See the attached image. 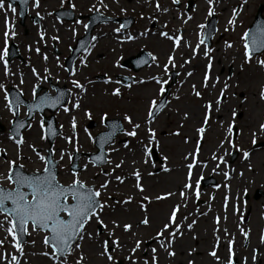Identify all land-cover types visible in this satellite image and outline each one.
Masks as SVG:
<instances>
[{"label": "rangeland", "instance_id": "374dc122", "mask_svg": "<svg viewBox=\"0 0 264 264\" xmlns=\"http://www.w3.org/2000/svg\"><path fill=\"white\" fill-rule=\"evenodd\" d=\"M72 1L75 2L78 8L77 12L81 11V13H89L93 10L92 5H96L95 0ZM105 1L111 12L120 15L136 12L131 16L137 20L136 24L139 23L140 19V24L138 27L136 25L135 28H132L131 31L125 32L124 35L110 34L111 30L119 28V24L115 22L99 25L94 32L96 37L94 43L95 54H91L92 58H88L86 64V61H84L83 65L80 63L81 60L79 61L78 67L74 70L75 75L66 73L62 66L63 57L69 51L68 48L72 43V37L74 35L77 36L83 30L86 18L75 20L72 24L67 23L65 24L67 27H60L54 17L48 12L44 14V17H40V23L37 27L31 29L29 34L25 35L20 25L15 23L17 15L15 16L13 12L6 9H0V50H3L5 45V38L2 37V33H5L8 29L4 28L2 23L7 18L11 21V30L15 32V36L12 37L10 35L11 38L9 37L8 40H12L18 47L22 56L20 60L24 61L23 57L26 59L25 64L20 62V66L17 67L16 72H13V67L15 66L14 62L18 61L13 59L11 61L12 65H9V76L13 77L15 84L22 87L24 95L31 97L33 86L36 83H43L44 88L52 91L47 79H50L53 85H66L70 91L71 102L67 104L70 112L66 114L60 110L55 113L57 125L61 124V128L59 138L54 145V151L55 159L58 161V180L63 184L70 183L73 178L72 173L69 171L70 160L68 157L71 155V152L78 150L86 154L94 150L92 140L89 139V133H93V129H97L96 132L102 129V125L98 122L99 116L107 114V117H118L125 122L123 117L128 115L132 119V122L142 119L145 121L150 100L155 97L159 89V84L153 78L155 77L161 81L167 79L164 65L168 64L167 56L172 54V49L165 46V41L168 39L161 36L160 33L165 32L169 36L184 35L189 41L199 40L198 30L200 28L198 25L203 24L205 18L208 17L209 4L204 0H192L194 3L193 7L188 11H186L188 0H179L177 4L169 0H161L160 2L164 4V9H167L164 13H161L156 7L154 8V2L150 0ZM59 4L60 0H46L44 4L42 3V8L37 11L45 13L54 9ZM259 4H264V0H235L227 4H221L220 1L213 0L212 7L214 13L217 15V24L216 33L209 48L211 51L205 56L204 44L197 51L196 55V51L194 52L192 49L187 50L186 47L179 50V53L176 54V58L173 60L174 66L170 64L168 68V71L172 68H177V70L179 68L178 80L171 90L169 103L160 117L154 124L148 125V128H146L147 123H145V130H136V136L128 138L129 145L127 148L122 146L121 142L108 147L109 155L107 161L110 160V164L106 162L104 166L97 168L89 163L85 156L82 157L80 163L83 169L78 176L83 182L87 185H95L97 188L106 180L109 182L107 188L103 189L101 194L102 203L109 205L102 213L104 222L109 225V229H111V222L113 220L121 225L124 223L132 224L130 233H124L122 227L115 229L116 236L120 237L123 248L112 254L121 264H130L129 260L125 259V257L129 256L130 249L134 247V241L137 239L143 241L141 244L142 252L140 255L137 251L132 256V259L140 264H144L146 260L148 263H151L152 256L150 255H153L151 251L153 248L157 249L155 255L159 264H175L179 254L182 255L180 264H188L189 260H192L194 264H227L229 255L227 239L233 241V252L236 254L237 249L242 247L240 239H243L244 236L241 229L248 233L250 241L254 237V245L250 246L249 243L250 248L247 253L241 254L239 257H241L242 262L248 260L250 264L251 262L256 264L252 256L253 250L261 248V245L256 242L255 238L258 241V232L262 225L258 217L255 220L251 215L255 220L254 222L252 219L249 220V214L246 216L247 210L250 213L254 208V202L250 200L245 204V202H241V198L244 192L250 195L255 188H260L264 191V148H259L256 151H252L250 148L253 141V133L256 134V142L264 140V132L259 129V124L264 123V101L260 100V89L264 87V74L260 72L261 67L257 64V60H264V54L255 55L249 63H245L239 34L242 27L246 31L248 23L253 20ZM233 10L236 11L237 18H235L233 25H229L228 21L232 17ZM137 13H140L141 16ZM146 14H150L151 17L148 19L145 17ZM115 17H118V15ZM13 19L15 21L14 27L12 25ZM153 19L163 26L149 29L148 25ZM76 21H80V23H76ZM180 21L185 23L183 25L180 24L181 26L178 27ZM57 29L60 32H57ZM73 29H75V32H73ZM105 31L108 32L107 35H104ZM41 35H45L43 39H39ZM54 36L57 39H52ZM120 36H132L133 39L128 44H115L112 37L119 38ZM234 40L235 44L232 45L231 43ZM53 44L57 47L60 52L59 54L49 52L53 48ZM228 44L232 46L227 47L226 45ZM141 48L146 49L148 52L150 50L153 51L158 56V61L153 56L156 58L154 61L157 62L143 68L137 73L136 84L127 90H123V93L119 96L113 95L110 89L117 86L114 83V74L129 73L128 70L119 66L121 62L119 60L120 56L122 55L121 59L123 60L124 57L128 56L127 53L136 54ZM37 49H39V52L36 51ZM96 54L100 55V57L96 58ZM43 55L47 56V60H44L45 56ZM193 56H195V61L198 64L202 62L197 68L193 67L191 63L189 65L184 64L187 58H192ZM211 56H214V64L212 66L214 65L215 67V76L208 80L207 87H205L201 71L205 63H211L208 59ZM252 61L254 64H251ZM229 66L233 69L230 77L227 75V68ZM33 68L36 69L41 77L39 81L32 75L31 70ZM45 68L48 69L47 73L44 71ZM221 69H223L222 73L220 72ZM185 70L193 72L186 78V85L184 82ZM253 71L260 75L255 77L256 74ZM95 72L107 73L111 78V82H91L86 75ZM4 73L5 68L3 63L0 62V81L5 79ZM45 76L48 77L46 80L43 79ZM139 77L144 78L146 83L141 81ZM21 79H23V84L20 83ZM73 79L84 84V91L73 87ZM225 83L228 84V89L225 91L224 96L220 97L221 99L223 98V103L219 106V110H217L215 101L220 96V91L224 88ZM196 91L200 92L201 95L199 97L195 95ZM2 98L3 95L0 93V99ZM77 100L80 107L74 109L72 108V104L76 103ZM206 104L212 105L209 113L212 117L205 126L203 148L207 145L212 146L208 151L212 148L216 149L217 157L234 150H238L239 156L230 169L227 170L230 175L228 179L223 175V172L227 169L225 168L226 165L224 164L220 167V173L216 175L218 187L214 196L219 199L218 203L212 206L213 210L202 207L204 211H207V214L197 217L198 214L187 215L186 198L181 199L180 195L181 189H183V193H185L183 197L189 195L191 198L188 200L194 203L195 193L185 192L184 188H182L183 176L177 182L172 180L174 179L175 166L179 163L184 164L188 162L185 158L183 161L182 155L185 150H189L190 152L194 146V140L196 139L195 131L203 124L202 115ZM253 106H255V109H253ZM194 107L196 109L193 113L197 115L196 121L192 122L189 121L192 118V111L190 113L189 109ZM220 110H222L221 115H217ZM233 110L237 113L235 118L231 115ZM85 112L90 113L91 118L96 121V126L89 132L84 130L85 123L89 119L85 116ZM185 114H187V118ZM11 116L2 100L0 104V121L4 120L1 122L2 125ZM216 116H220V118L218 119ZM73 117H75L77 125L75 135L71 133ZM249 117L251 120H249ZM252 117H254V120ZM233 119L235 120V128L237 129L236 139L233 141L235 147L226 142L229 135L227 125L233 122ZM35 120H39V115H35ZM124 127L125 132L130 129L132 130V127L128 124L124 125ZM33 128L35 129L32 130ZM149 129L155 133V141L151 146H154L159 156L163 158L164 164L162 165L157 162L153 163L148 156L146 167L141 162L142 153L139 151V148L142 143H140V140L144 137L149 138ZM22 133L24 145L20 149L7 141L9 137L7 125L5 126V130L0 132V153L4 152L5 154L4 158L0 154V174H6L8 160L18 159V153L19 157L25 155L26 160L29 159L28 165H26L27 169L35 171L43 168L44 162L40 161L32 150L34 147L35 149H40L41 155L45 153L47 143L45 139H41L43 135L42 129L32 123L31 127ZM174 133H179V135H175ZM62 135H65L64 138ZM67 138H71L72 143H69ZM221 141H225L222 147ZM146 145H148V142ZM148 146L151 147L150 145ZM113 148L117 149V152H112L111 157L110 151ZM244 151L249 152L247 159H243ZM61 152L65 153L62 160L60 159ZM121 161H123L121 167L115 168V165ZM213 164L218 165L220 163L214 161ZM165 167H169L170 171L164 173L163 168ZM155 169L159 171H155ZM142 170L145 175L141 173ZM109 172L112 174L111 176L105 175V173ZM134 172L140 173V185L143 191H140L136 187L137 180L133 174ZM130 175L134 177H128ZM116 176H120L122 179L126 176L127 179L121 183L115 179ZM2 183L7 185L6 181ZM233 189L234 193L232 192ZM169 193L171 195H168ZM158 194H164L167 197L158 200L156 199ZM110 197H114L116 200L114 201V198ZM144 197H148V200H145ZM226 197L227 201L223 204ZM129 198H131L130 201L125 203ZM204 198L208 200L210 196L206 194ZM243 199L246 200L245 196ZM183 203H185L184 206ZM260 203L264 204V197L257 202V214L260 211L262 212ZM174 207L179 208L175 223L181 226L180 231L182 234L177 236L169 249L174 251L175 255L169 257L159 244L156 245V239H159V237H156V233L162 229L164 223L168 222V217ZM214 207L217 209H214ZM160 209H162L163 217H154L155 212ZM145 217H148L150 221L147 226L139 223ZM215 217L219 218V223L216 222ZM2 220L3 217L0 216V221ZM193 220L196 223L189 230L187 225L192 223ZM226 222H233L231 226V229L234 231L232 237L229 234L228 236L225 234L224 223ZM98 228V225L94 221L90 222L87 226V230L90 232L98 231L100 233L99 239L101 240L107 236L108 230L100 228L99 231ZM43 235V233H33L28 236L27 241L22 244L23 255L19 254L21 264H53L49 258L41 255L44 251L50 252L49 249L43 246ZM0 240L4 241L3 246L0 247V253L6 254L8 261H10L11 256L18 253H16L12 246L11 238L7 236L6 231L2 228H0ZM33 241H35L34 244ZM214 249L219 260L210 255ZM257 254L259 258L257 264H264V254L260 257L259 252ZM81 256L84 257L83 264H109L106 258L100 255V249L95 239L89 240L85 238L82 241V249L75 250L71 255L66 257V264H76V261ZM8 261H0V264H8Z\"/></svg>", "mask_w": 264, "mask_h": 264}, {"label": "snow or ice", "instance_id": "6c2138e0", "mask_svg": "<svg viewBox=\"0 0 264 264\" xmlns=\"http://www.w3.org/2000/svg\"><path fill=\"white\" fill-rule=\"evenodd\" d=\"M28 0H21L22 4H26ZM64 0H61V3L63 4ZM179 0H173V3H178ZM209 4L208 8V16H212L214 14V10L212 7L213 0H207ZM3 0H0V8H3ZM34 6H38V0L37 3ZM74 7V5H73ZM9 8L13 12L16 11L15 8H12L11 5H9ZM157 9L159 10V4H157ZM164 11H167V9H164ZM237 13L235 10H233L232 18L229 19L228 23L229 25H233L235 23V17ZM191 19V17H189ZM8 20L5 19V26L6 30L4 33L5 36V47L3 50H0V62H4L5 66V75H9L8 67H7V60L6 57L8 55V44L7 40L9 36L12 37L15 36V32L12 31L10 28H8ZM76 23H80V21H76ZM85 29L88 28V25H84ZM121 28L124 26L121 25ZM199 28L203 29L205 25L200 24L198 25ZM227 30V29H226ZM116 32L120 31V28L115 29ZM73 32H75V29H73ZM161 36L166 37L169 40H173L174 45H179L181 41L180 36H169L165 32L160 33ZM43 39V36L41 37ZM52 39H57V37H52ZM93 40L96 39V37H92ZM126 39L131 40L133 39L132 36L126 37ZM241 40L243 41V47H244V62L249 63L252 60V54L260 52L261 54H264V52H261V50H264V26L258 27L255 32L249 33L248 31H245L243 35L241 36ZM204 39H201L199 41V44L197 47H199L201 44H204ZM227 47H231L230 44L226 45ZM87 51V49H85ZM39 52V49L36 50ZM195 52V49H193ZM211 51V49L207 48L205 46V56L208 55V53ZM45 60H47V56L44 57ZM153 60H155V57H152ZM80 63L83 65L84 60L81 59ZM187 63V61L185 62ZM173 65V57H168V64L164 65L165 72L168 71L169 65ZM257 64L264 68V60H257ZM86 66V65H85ZM211 65L209 64V68ZM46 73L48 72V69L45 68L44 70ZM70 74L75 75V72H71ZM32 75L37 78L39 81L41 79L40 75L37 73L36 69H32ZM188 75H191V73H188ZM48 77L45 76L43 79H47ZM156 80V83L160 85L159 93L162 95L165 92L164 85L167 84V81H161L159 79L153 78ZM209 80L208 72H205L204 75V81H205V87H207V82ZM107 82V81H106ZM21 84H23V79L20 81ZM73 87L80 89L81 91H84V87L82 84H80L77 80H72ZM38 85L33 86V103L26 105L27 111L25 113L26 116H32L34 111L42 110L44 107H56L57 104L61 103V100L63 98V94H59L55 97L51 96H36V88ZM228 88V84L225 83L224 88L220 91V96L217 97L215 101V105L217 110H219V106L223 103L222 99L220 97H223L225 94V91ZM0 91H4V100L6 102V107L8 111L16 117L19 114L20 106L23 103V101L20 99V97L23 95L22 92L18 93L17 97L13 98L12 100L9 99V93L5 91L4 85L0 84ZM113 95L119 96L120 92L118 89L114 90ZM195 95L199 97L201 94L200 92L196 91ZM260 100L264 101V87H261L260 89ZM80 104L77 100L76 103L72 104V108H79ZM158 107H163V102L161 101L159 104L156 100H152L149 105L148 109V123H151V120L154 116L155 110H157ZM205 114L203 117V125L196 129L197 133L200 135L201 139H203V134L206 131V125L209 122V112L212 108L211 104H206L205 106ZM64 112H69V107H64ZM232 117L235 118L237 116V113L235 110L231 113ZM85 116H87L89 119L91 118L90 113L85 112ZM185 117L187 118V114H185ZM125 121L128 122V124L132 125V130L124 132V135L134 137L136 136V129L140 127L139 124H133L132 119L125 115L123 117ZM107 121V114L101 117V123H106ZM76 119L73 117L72 119V129H73V135H75V129H76ZM24 127V124L22 122L18 123L16 125V128L14 129V132ZM30 127V125H29ZM235 127V120L233 119V122L229 123L227 125V132H228V138L226 142L233 147L235 145L233 144L231 137V134L233 133ZM44 125L41 123V129L43 130ZM49 130H51V125L48 126ZM112 131H109L101 136V147H103L104 144H107L113 137L116 131H123V129H120L119 126L116 123H113L111 125ZM260 131L264 132V123L259 124ZM149 138H148V145L154 144L155 141V133L149 129ZM175 135H179V133H174ZM253 135V144L256 143L255 140V133ZM12 136H9V139H12ZM41 139H44V136H41ZM69 143H72L71 138H67ZM89 139H92L91 135L89 136ZM15 144L17 145V148L23 143V139H16ZM199 144V141H197ZM225 141H221V146ZM148 145H145L143 148V153L145 156H148L150 158L151 156V149ZM31 147V146H30ZM125 148L128 147L127 144L124 145ZM33 152L36 154L37 158L44 162L43 168L38 169L35 172L26 173L24 171V164L20 163L17 164L15 160L8 161V167L6 174H0V216L3 217V220L0 221V228L4 229L6 231L7 236L11 238L12 246L15 249L16 253H19L20 255H23V247L22 244L26 241H22L21 237L29 236L33 233H43V239L42 243L43 246L46 249H50L49 251H44L41 253L42 256L49 258L53 264H66V257L71 255V253L75 250H81L82 249V241H84L85 238L89 240L95 239L98 243L99 249H100V255L105 257L106 260L109 262V264H120L118 260H116L112 253L116 252L117 250H120L123 248V245L121 244L120 237L116 236L115 229L121 228L123 229L124 233H130L132 230V224L131 223H124L120 224L117 221L113 220L111 222V229H109V225L104 222V219L102 217L103 210L109 205L107 203H102L100 200L102 190L106 189L108 186V181L106 180L104 183H102L99 188L90 187L85 182H83L77 173L74 171L72 172V180L70 183L62 184L57 179V173L55 171V167L58 162H56L53 159H49L45 155H41L40 152H38L34 147L32 148ZM117 149L113 148L112 151H116ZM51 151V150H50ZM65 153H60V159L62 160L64 158ZM243 156L245 159L249 157V152L244 151ZM17 158L19 159V153L17 154ZM69 160H72V156L69 155ZM167 159V157H165ZM187 159V157H186ZM212 159L220 160L221 163H223V157H217L215 154H213ZM96 162H103L102 156L95 157ZM107 163H111L110 160L107 161ZM196 163L195 156H193V163L188 164L189 174L188 179H191V169L193 168L194 164ZM123 164V161H121L119 164L115 165V168H120ZM219 167V165H217ZM165 172L168 171V168L163 169ZM137 180L136 187L143 191L142 186L140 185V173L134 172L133 173ZM151 174V173H150ZM107 176H111L112 174L105 173ZM224 177L226 179L229 178V173L224 172ZM115 179L117 181H120L123 183V179L120 176H116ZM3 181L7 182V187L4 186L2 183ZM200 180L198 179L196 181V185L199 186ZM191 184L186 183L184 185V188H190ZM168 195H171L169 193ZM181 197L185 195V193H180ZM199 196V193L197 192V198ZM164 197H156V199H163ZM131 198H129L128 201H125V203L129 202ZM145 200H148V197H144ZM227 201V197L225 198ZM143 207V205H141ZM179 208L174 207L171 211L170 216L168 217V222L164 223L163 228L156 233V237H159L161 239L157 240L156 242L160 245L161 248H163L167 255L169 257H172L175 255L174 251L169 250L174 243L175 239L178 235H181V226L179 224L175 223L177 212ZM187 219V217H185ZM94 221L99 227L107 229V237L103 240L99 239L100 233L98 231L90 232L87 230V226L90 224V222ZM217 223H219V218H217ZM140 224L148 225L150 223L149 218L145 217L141 221H139ZM195 220L192 221V223L188 224V229H192L193 225L195 224ZM7 225V227H5ZM171 229V230H170ZM165 232H167V236H165ZM241 232L245 239L248 237V233L244 232L243 229H241ZM227 234V233H226ZM195 238V237H193ZM261 243H264V235H261ZM35 241H33V244ZM143 243L142 240L137 239L134 241V247L130 249L129 256L125 257V259H128L130 264H137L136 260L132 259V256L141 248V244ZM4 244L3 240H0V247H2ZM233 241L228 242V260L227 264H233ZM152 257H151V264H159L157 256L155 255L157 252L156 248H153L152 250ZM191 255V253H189ZM213 257H215L217 260H219V257L216 256L215 249L210 253ZM65 258V259H62ZM253 261H255V250H253ZM0 261H8V257L6 254L0 253ZM84 257L81 256L77 261L76 264H83ZM8 264H21L19 258L17 255H12L11 260L8 261ZM144 264H148V261L146 260ZM188 264H194L192 260L188 261Z\"/></svg>", "mask_w": 264, "mask_h": 264}, {"label": "bare ground", "instance_id": "6f19581e", "mask_svg": "<svg viewBox=\"0 0 264 264\" xmlns=\"http://www.w3.org/2000/svg\"><path fill=\"white\" fill-rule=\"evenodd\" d=\"M198 1V0H197ZM204 1H207V0H204ZM220 1V3L221 4H227V3H229L230 1H235V0H219ZM163 6H164V4L163 3H161L160 4V7L161 8H163ZM179 24H181V25H183L184 24V22L182 23V22H180ZM233 43H234V41H233ZM199 43L198 42H196V41H191V42H188L185 38H181V41H180V43H179V45L177 46V45H174V43H173V40H166L165 41V46L166 47H171L174 51H176V50H178V49H180V48H182V46L183 45H185V46H187V47H189V48H193V49H196V50H199V49H201V45L199 46V47H197V45H198ZM188 64V62L187 63H185V65H187ZM197 64H195V66H196ZM194 66V67H195ZM211 72H212V74H213V70L211 69ZM255 71H253V73H254ZM255 74H256V76L255 77H258V75H260L259 73H256L255 72ZM184 75H185V79L188 77V73H187V71H185L184 72ZM196 109V107H194V108H192V109H189L190 110V113H191V111H192V118H190V120L189 121H192V122H195L196 121V113H193V111ZM253 109H255V106H253ZM252 114H253V111H252ZM252 119L254 120V117H252ZM249 120H251V118L249 117ZM188 152V151H187ZM144 157H145V155H144ZM143 161L145 162V159H143ZM181 174H182V170H181V168H178V170H175L174 171V173H173V175H174V177L176 178V181L178 180V178H180L181 177ZM155 215H157V216H155ZM155 215H154V217H163L162 216V210H159V211H157V212H155ZM254 218H255V220L257 219V213H253V215H252ZM253 217H251V219L255 222V220H254V218ZM251 240H252V242H254V237L253 238H251ZM181 257H182V255L181 254H179L178 255V260L177 261H175V264H180V260H181Z\"/></svg>", "mask_w": 264, "mask_h": 264}, {"label": "water", "instance_id": "95a60500", "mask_svg": "<svg viewBox=\"0 0 264 264\" xmlns=\"http://www.w3.org/2000/svg\"><path fill=\"white\" fill-rule=\"evenodd\" d=\"M261 11H262V6H260L258 13L256 15V19H255V23H260L261 27L264 26V19L261 17ZM142 57L144 58V53H141ZM132 59H128L127 61H125V64H127L128 62H131Z\"/></svg>", "mask_w": 264, "mask_h": 264}, {"label": "flooded vegetation", "instance_id": "af4514ba", "mask_svg": "<svg viewBox=\"0 0 264 264\" xmlns=\"http://www.w3.org/2000/svg\"><path fill=\"white\" fill-rule=\"evenodd\" d=\"M36 4V3H35ZM31 20L30 19H28V24H29V26H31ZM24 25V24H23Z\"/></svg>", "mask_w": 264, "mask_h": 264}]
</instances>
